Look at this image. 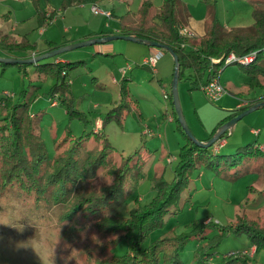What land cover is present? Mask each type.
I'll list each match as a JSON object with an SVG mask.
<instances>
[{
	"label": "rangeland",
	"instance_id": "1",
	"mask_svg": "<svg viewBox=\"0 0 264 264\" xmlns=\"http://www.w3.org/2000/svg\"><path fill=\"white\" fill-rule=\"evenodd\" d=\"M111 1L115 3V8L118 3H124V0ZM141 1L126 0V4L135 11ZM151 1L154 13L161 0ZM180 1L182 21L194 32L196 39L206 31L212 16L226 28L246 26L253 21L251 15L253 6L264 9V0ZM48 3L49 6L58 7L61 0H39L43 11L47 10ZM33 5L32 0H0L1 30L8 32L17 18L16 28L30 25V21L22 19L36 17ZM6 12L10 17L7 21L1 17ZM120 13L121 9L117 8L116 14ZM111 20L115 23L114 17L109 18V21ZM104 28L111 31L113 27ZM112 41L128 44L130 48L123 53L107 55L105 51L99 49L93 53L94 47L104 44L94 43L59 54L85 61L69 70L74 107L83 114L82 118L70 117L59 99L57 104H51L48 78L43 81L35 78L36 72L31 65H26L24 70L17 63H0V97L7 95L4 93L6 91L11 93L10 98L13 101L25 100L30 103L31 112L37 114V130L45 145L48 160L64 149V144L57 147L56 144L68 129L74 137L91 130H100L112 143L114 151L109 153L107 164L97 168L93 176L82 181L75 195L88 190H98L101 186L109 184L112 175L108 173L107 167L117 164L121 155L124 157L133 153L138 155L144 166L134 195L127 198L118 208L104 209L113 215L126 216L135 197H138L141 203H146L153 197L155 175L162 174L165 180H172L173 170L179 160L180 147L186 143V138L182 132L175 129V119L169 118L173 117L174 106L171 103L172 95L170 97L174 71L172 54L162 51L163 56L156 61L154 67L144 68L139 66L141 63L139 58L142 56L141 49L146 50L147 45L127 39ZM9 54L11 53L0 50L2 57L11 56ZM124 57L129 59V63L125 64ZM52 58L53 56L47 59ZM122 65L132 67L127 74L131 78L129 93L134 107L125 115L121 114L119 120L106 118L108 111L120 102L118 80L121 77L119 67ZM218 70L220 82L226 88L220 100H211L205 95L202 90V84L206 80L204 75L195 83L190 68L184 70L180 77L178 74L176 90L180 111L191 134L198 141H204L201 139L204 137H207V141L211 137L210 134L218 121L229 108H234L232 106L235 102H243L244 97L248 102L257 96H261L259 98L262 101L264 99L262 96L264 76L260 78L262 87L248 91L244 88L248 75L239 64H225ZM242 88L243 97H238L235 92ZM22 90L27 92H24L25 97L20 93ZM145 124L149 125L150 129L147 125L144 126ZM253 130H259V133H253ZM221 138L226 139V144L216 149ZM221 138L213 142L209 149L216 154H224L221 160L226 161L235 157V149L240 145H264V105L242 116ZM99 148L98 142L88 138L79 147L76 156L83 159L87 151H96ZM44 167L43 165L41 173ZM5 188H7L5 192L0 194V264H98L100 260L111 259L112 253L121 255L129 251L133 231L126 232V236L112 246L113 243L110 242L120 232L97 228L94 221L98 215H94L82 220V228L76 231L71 241H68L60 234L62 228L58 221L64 205L61 203L44 205L40 202L39 208L34 210L35 208H31L34 203L32 195L29 196L22 191L16 182ZM254 197V204H250ZM177 206V210L165 214L163 228L151 231L143 246H147L162 230L174 228L180 232L186 229V223L201 217L205 218V222L215 221L224 225L234 222L239 215L264 224V157L224 168L222 172L206 168L201 163L195 168L188 186L182 190ZM214 231L213 227L209 226L205 234L211 235ZM197 242H199L197 237H192L186 242L181 253L184 264H192L193 249ZM249 246L250 241L244 235H228L215 248L217 255L213 256V259L218 261V256ZM251 255L253 257L251 264L263 262L261 253L256 254L253 251Z\"/></svg>",
	"mask_w": 264,
	"mask_h": 264
},
{
	"label": "trees",
	"instance_id": "2",
	"mask_svg": "<svg viewBox=\"0 0 264 264\" xmlns=\"http://www.w3.org/2000/svg\"><path fill=\"white\" fill-rule=\"evenodd\" d=\"M98 0H61V8H67L80 3L95 5ZM37 17V27L47 25L53 16V11L45 15L39 0H32ZM180 0H162L156 11H153L151 0H142L137 10V19L134 25L122 26L121 34L133 35L140 41L154 40L172 48L179 61V77L184 70L190 68L196 83L202 75L206 80L217 73L225 65V57L229 52L238 56L253 53L251 61L237 63L248 75L245 88L252 91L255 87H262L260 78L264 76V9L253 6L251 15L253 21L246 26L224 27L220 21L212 16L206 31L196 39L194 36L182 35L180 27L185 26L180 16ZM8 13H3L5 18ZM106 36L105 33H102ZM48 48L54 49L59 45L48 41ZM36 49V44L26 34L15 35L3 32L0 29V50L18 52V57H30ZM164 52L167 49L162 48ZM40 54V53H39ZM10 55L16 56L13 53ZM59 55V54H57ZM43 58L35 62L17 63L25 70L31 65L36 72L35 78L42 81L53 78L49 87L51 103L58 99L65 106L70 117H83V114L74 107V96L70 89L69 70L85 62L84 60H54ZM33 56V55H32ZM1 64L6 62L0 61ZM229 64V63H226ZM22 90L20 93L25 97ZM129 78L123 77L119 83L120 102L110 109L106 118L119 120L121 114H126L134 105L130 98ZM170 93V97H171ZM264 97V96H263ZM264 100V99H263ZM262 101L256 98L242 105L222 117L212 130H216L228 119L246 109L250 105ZM171 103L173 101L171 100ZM30 103L13 101L10 96L0 97V194H3L7 185L14 182L27 195L34 199L31 208H39V203L54 205L61 203L65 206L58 216L61 236L71 241L78 229L82 228V220L90 216H97L94 225L97 228L110 232H120L113 239L112 246L126 236V232L133 231L129 244V251L121 255L111 254V259L100 260L98 264H184L181 253L186 242L197 237L196 247L193 249L192 264H207L209 258L217 255L215 248L221 240L228 236L244 235L251 245L255 246L254 253L262 252L264 257V224L257 220L237 215V219L229 224L220 225L215 221L205 222V218H197L185 224V230L177 232L174 228L162 230L147 246L143 242L149 233L165 225V214L177 210L182 190L185 189L197 166L201 163L209 169L222 172L224 168L248 163L259 157H264V151L258 145L245 144L238 146L233 159L221 160L224 154H216L208 147L198 145L184 132L178 121L174 106L173 117L176 128L186 138V143L180 147L179 160L174 168L171 181L163 175L153 177V197L146 203H141L138 197L133 200L132 207L126 216L110 214L104 209L118 208L127 198L134 195L135 188L140 181L143 171V161L135 153L124 157L113 167H107L112 175L109 184L98 190H88L74 194L82 181L94 175L97 168L105 166L108 155L114 151L112 143L103 132L89 131L86 134L74 137L68 129L56 147L64 144V149L51 159H47V151L37 130L36 113H32ZM124 111V112H123ZM138 115L141 114L138 112ZM104 123V121H103ZM225 130L219 138L223 137ZM92 138L98 142L100 148L96 151H87L83 159H78L76 153L86 139ZM47 161V162H46ZM46 162V163H45ZM45 166L41 173L42 166ZM65 203V204H64ZM239 216V217H238ZM215 230L206 235L207 227ZM214 264H251L252 255L244 250H238L218 256ZM261 264H264L261 263Z\"/></svg>",
	"mask_w": 264,
	"mask_h": 264
},
{
	"label": "crops",
	"instance_id": "3",
	"mask_svg": "<svg viewBox=\"0 0 264 264\" xmlns=\"http://www.w3.org/2000/svg\"><path fill=\"white\" fill-rule=\"evenodd\" d=\"M161 2H162V0H161ZM126 3H127L126 0H124L123 4L118 3L117 8L121 9V13L116 14L117 8L114 7L115 3H113L111 0H98L97 2H95L96 6L101 7L103 9L110 10V12H111L110 16H105V15L100 14V13H94L91 9V5H93V4H90V3H80L77 5L69 6L67 8H61V6H60L61 4L58 7L49 6V3H48V8L45 11V15H48V13L50 11H53V16L47 25L37 27V17H30L29 16L28 18H26V19L23 18L22 20L30 21V25H27L25 27L21 26L19 28H16L17 19H18L17 18V19H15V21H13L14 23L10 26L9 31L6 33H12L15 35L27 34L28 38L31 41H34L36 44V49L30 53V56L38 55L39 53H43V52L49 50L48 44H47L48 41H52L56 45L63 46V45L69 44V43H74L77 41H82V40L93 38V37H102L103 36L102 33H105L106 35L121 34L120 29L122 26H129V25L131 26V25H134L136 23L137 10L139 7L138 6L135 11H132L130 8H128V5ZM152 4H153V2H152ZM112 17L115 18V23L113 20L109 21V18H112ZM2 19L7 21V20H10V17H9V15H7V16H5V18H2ZM108 22H109V25H108ZM106 26H112L113 28L111 31H107L104 28ZM0 29H2V28L0 27ZM112 40H115V39H112ZM112 40L101 42L104 44H102L101 46L94 47L95 51L93 53L98 52L100 50V51H105L106 52L105 54H107V55H109V54L114 55V53L116 54V53H123L124 51L126 52L130 48V45H128V44L115 43ZM123 40H126V39H123ZM137 41L143 42L140 40H137ZM144 44L147 45L148 48L146 50L141 49L142 56L139 58L141 63H142L143 57L147 56L148 54H150L152 52H155L158 49H162V48H158L155 46L148 45L147 43H144ZM97 49H99V50H97ZM63 52H65V51H63ZM11 53L14 54V53H18V52H11ZM93 53H92V55H93ZM14 55H16V54H14ZM123 55H125V54H123ZM16 56H18V55H16ZM124 59H125V64L129 63V59L127 57H124ZM54 60L68 61V60H74V59L68 58L67 56L57 55V57L54 58ZM141 63H139L140 67H144V68L149 67V65H144ZM173 64H174V62H173ZM124 67L126 68L125 72H122L121 69ZM131 69H132V67L130 65H129V67H128V65L127 66L122 65L119 67L121 77L118 80V84L120 83V80L123 77H128L129 82H130L131 78H130L129 74H127V73ZM48 81H49L50 86H51L54 82V79L48 78ZM114 81H115V79H114ZM219 81H220V78H219ZM34 86H36V84H34ZM244 88H245V85H244ZM244 88H242L240 91L235 92V94L238 97H241L243 95V89ZM224 94H225V92L216 100H220L224 96ZM262 96H264V95H262ZM259 97H261V96H257L256 98H259ZM256 98L254 97V99H256ZM251 100H253V99H250L249 102ZM247 103H248V101L244 97L243 102H235L234 106H232L234 108H229L231 106H227L229 108V110L226 112V114L224 116H226L227 114L232 112L234 109H236L242 105H246ZM51 104H57L56 100L55 101L53 100V103H51ZM169 118L174 120V117L169 116ZM146 125L147 124H145L144 126H146ZM147 127H148V129H150L149 125H147ZM175 129H177L176 125H175ZM254 131L255 130H253L252 132L255 133ZM257 131L259 133V130H257ZM258 133H256V134H258ZM201 139L206 141L207 137H204ZM225 144H226V139L221 138L220 140H218V145L216 146V149L220 145H225ZM258 146L264 151V145L259 144ZM253 190H254V188H253ZM254 202H255V197L249 203L254 204ZM208 218H210V217H208ZM252 247H255V246L250 244L249 247L244 248L243 250L249 249ZM260 253L262 254V252H260ZM262 256H263V254H262ZM263 262H264V257H263ZM259 264H261V263H259Z\"/></svg>",
	"mask_w": 264,
	"mask_h": 264
},
{
	"label": "water",
	"instance_id": "4",
	"mask_svg": "<svg viewBox=\"0 0 264 264\" xmlns=\"http://www.w3.org/2000/svg\"><path fill=\"white\" fill-rule=\"evenodd\" d=\"M112 39H127V40H133V41L139 40V38H137L133 35L112 34V35H106V36H102V37H93V38L85 39L82 41H77L74 43H69V44L59 46V47H56L54 49H50L48 51H45V52L40 53L38 55L30 56V57H24V58L18 57L17 58V57H13V56H6V57L0 56V61L6 62V63L35 62V61L41 60L43 58L52 57L54 55L62 53L63 51L70 50V49H73V48H76L79 46L89 45V44H93V43H101V42L109 41ZM143 40H145L148 45L155 46L158 48L167 49L168 52L171 53L173 58H174V71H173L172 93H171L172 94V100H173L174 108H175L179 123L181 124L184 132L193 140L194 143L201 145V146H204V147L210 146L211 144H213V142H215L220 137V135L225 130H227L231 125H233L242 116H244L245 114L249 113L250 111L264 105V100L250 105L249 107L242 110L238 114H236L233 117H231L230 119H228L222 125H220L219 128L216 130V132L207 141L196 140L193 137V135L191 134L189 128L187 127V124L185 123V120H184L182 113L180 111V106H179V102L177 99L176 83H177L178 74H179V61H178L177 55L173 52L172 48L168 45H165L163 43H159V42L154 41V40H147V39H143Z\"/></svg>",
	"mask_w": 264,
	"mask_h": 264
},
{
	"label": "built area",
	"instance_id": "5",
	"mask_svg": "<svg viewBox=\"0 0 264 264\" xmlns=\"http://www.w3.org/2000/svg\"><path fill=\"white\" fill-rule=\"evenodd\" d=\"M91 9L94 13H100V14H103L105 16H110V14H111L110 10L101 9L96 5H91ZM179 31L182 35H185L188 37L194 36V32L191 31L190 29H188L186 26L180 27ZM162 51H163L162 49H158L155 52H152V53L148 54L147 56L143 57L142 64L154 67L156 61L161 57ZM252 58H253V53H248L244 56H238L234 52H229L227 54V56L225 57L224 61H225V64L233 62V61L246 63V62L251 61ZM128 67H129V65H128ZM125 69L126 68H122L121 71L125 72ZM217 73H219V70H217ZM202 90L204 91L205 95L209 99H211V100L218 99L225 92L224 86L219 81V74H216L213 77H211L210 79L205 80V82L202 84ZM4 93L7 94L6 96L11 95V93L6 92V91ZM254 132L258 133L257 130H255ZM254 249H255V247L245 249L244 252L247 253L248 255H251L253 253ZM207 264H214V259L212 257L209 258Z\"/></svg>",
	"mask_w": 264,
	"mask_h": 264
}]
</instances>
